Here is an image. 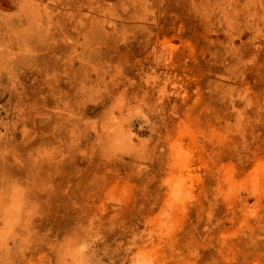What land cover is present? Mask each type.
Instances as JSON below:
<instances>
[{
    "label": "rangeland",
    "instance_id": "374dc122",
    "mask_svg": "<svg viewBox=\"0 0 264 264\" xmlns=\"http://www.w3.org/2000/svg\"><path fill=\"white\" fill-rule=\"evenodd\" d=\"M0 264H264V0H0Z\"/></svg>",
    "mask_w": 264,
    "mask_h": 264
}]
</instances>
